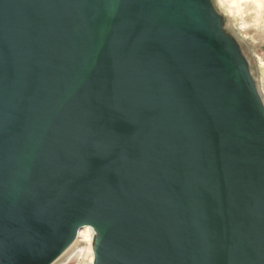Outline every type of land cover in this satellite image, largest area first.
I'll return each instance as SVG.
<instances>
[{
    "label": "water",
    "instance_id": "1",
    "mask_svg": "<svg viewBox=\"0 0 264 264\" xmlns=\"http://www.w3.org/2000/svg\"><path fill=\"white\" fill-rule=\"evenodd\" d=\"M211 0H0V264H264V103Z\"/></svg>",
    "mask_w": 264,
    "mask_h": 264
},
{
    "label": "rangeland",
    "instance_id": "2",
    "mask_svg": "<svg viewBox=\"0 0 264 264\" xmlns=\"http://www.w3.org/2000/svg\"><path fill=\"white\" fill-rule=\"evenodd\" d=\"M211 1L213 2L216 11L223 15V23L226 31L230 33L231 36H233L237 40V42H239V48H241L242 53L245 55L246 60L249 62L251 71L250 73H252V76L256 82L255 86H257L258 92L261 96L260 98H262V101L264 103V37H262V35H252V33L242 30L241 24L239 23L240 18L238 16H232L229 11L226 12L225 7L220 4V6L218 5V0ZM86 228L89 227H84L80 230L82 231ZM76 239H78V241L75 246H77V249H82L81 251L83 254L82 258H80V264H92L93 253L92 249H90V246L88 245L90 244L89 241H87V239L85 240L83 236L77 237ZM54 262L52 264H54ZM65 263L66 261H62L58 264Z\"/></svg>",
    "mask_w": 264,
    "mask_h": 264
},
{
    "label": "bare ground",
    "instance_id": "3",
    "mask_svg": "<svg viewBox=\"0 0 264 264\" xmlns=\"http://www.w3.org/2000/svg\"><path fill=\"white\" fill-rule=\"evenodd\" d=\"M218 2V5L220 4L226 8V12L229 11L232 16L236 15L240 18L239 23L242 30L250 32L252 35H262L264 37V0H218ZM77 233V237L83 236L85 240L89 241L90 244L88 245L92 249L94 233L90 227L82 231L79 230ZM77 241L78 239H75L63 253V256L61 255L59 259H55L54 264L62 261H66L65 264H80V258H82L83 254L82 249H77V246H75Z\"/></svg>",
    "mask_w": 264,
    "mask_h": 264
}]
</instances>
